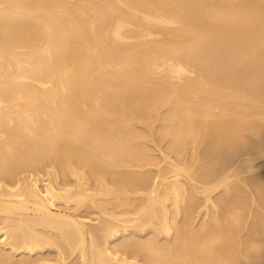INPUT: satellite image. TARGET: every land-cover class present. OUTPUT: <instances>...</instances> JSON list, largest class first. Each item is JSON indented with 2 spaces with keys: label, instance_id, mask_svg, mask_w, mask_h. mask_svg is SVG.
Returning <instances> with one entry per match:
<instances>
[{
  "label": "bare ground",
  "instance_id": "bare-ground-1",
  "mask_svg": "<svg viewBox=\"0 0 264 264\" xmlns=\"http://www.w3.org/2000/svg\"><path fill=\"white\" fill-rule=\"evenodd\" d=\"M0 264H264V0H0Z\"/></svg>",
  "mask_w": 264,
  "mask_h": 264
}]
</instances>
